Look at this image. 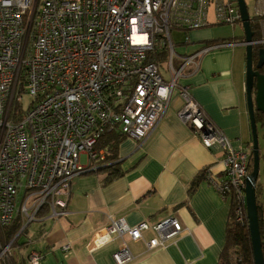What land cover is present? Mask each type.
Wrapping results in <instances>:
<instances>
[{"label": "built area", "instance_id": "1", "mask_svg": "<svg viewBox=\"0 0 264 264\" xmlns=\"http://www.w3.org/2000/svg\"><path fill=\"white\" fill-rule=\"evenodd\" d=\"M249 17L260 30L252 44L264 46V0H254ZM210 25L242 26L237 0H0V261L13 264L14 240L31 222L67 214L72 179L95 170L91 161L105 159L104 150L95 149L103 134L119 133L141 144L164 116L185 66L196 68L195 58L209 50L244 46L242 33L238 43H211L181 57L179 69L169 60L165 80L156 57L167 50L171 59L172 32L186 35ZM22 93L31 97L26 108ZM179 95V119L206 148L223 153L221 177L206 169L204 179L223 197L228 184L235 219L243 222L251 149L233 148L187 86ZM17 217L20 230L10 237L7 229ZM149 228L156 236L146 242L148 249L165 247L184 231L172 217L134 226L110 218L92 243L100 247L119 238L113 259L128 264L134 256L125 239L139 240ZM42 257L33 251L26 264H40Z\"/></svg>", "mask_w": 264, "mask_h": 264}, {"label": "crops", "instance_id": "2", "mask_svg": "<svg viewBox=\"0 0 264 264\" xmlns=\"http://www.w3.org/2000/svg\"><path fill=\"white\" fill-rule=\"evenodd\" d=\"M182 35L183 39L173 44L171 59L167 50L158 58L165 80L170 78L169 60L174 69H179L181 57L193 55L211 43L230 41L212 38L210 30L205 28ZM182 46H189L188 51L177 52L176 47ZM238 46L242 45L209 50L195 58L196 68L193 64L185 66L164 116L150 135L141 144L125 136L119 140L116 162L121 174L110 181H106L107 172L102 170L75 176L67 214L34 221L36 231L30 235L31 239L27 237L29 243L13 247L12 263L26 264L27 255L35 251L43 256L40 264H116L113 253L121 245L119 238L114 237L100 247L92 243L110 218H123L134 226L143 221L153 225L172 217L181 223L184 231L168 240L165 247L147 248L146 242L156 236L151 228L143 231L139 240L125 239L134 256L128 264H218L225 243L230 198L223 197L204 178L191 194L188 188L202 170L207 169L215 178L221 177L223 153L206 148L191 127L179 119L177 112L184 104L179 90L188 87L190 97L233 148L251 149L244 86L245 53L237 50ZM82 156L85 163L86 155ZM90 164H97L96 168L107 166L104 162ZM262 181L258 176L263 187ZM65 244L70 246L66 252L62 250ZM0 264L8 263L0 261Z\"/></svg>", "mask_w": 264, "mask_h": 264}, {"label": "trees", "instance_id": "3", "mask_svg": "<svg viewBox=\"0 0 264 264\" xmlns=\"http://www.w3.org/2000/svg\"><path fill=\"white\" fill-rule=\"evenodd\" d=\"M251 30L253 31V40L258 39L260 36V30L259 25L255 20L250 21ZM219 41V40H218ZM225 41V40H222ZM264 48V46L261 45H253V61L254 64H256L258 59V50L260 48ZM162 53L159 54L156 59L160 58ZM261 71L264 73V66L262 67ZM17 101H14L12 104L13 108H18ZM264 116V113L255 111V118L256 123H258L259 119H262ZM124 137L123 135L115 132H108L103 134L99 139L95 146L96 150H104L105 153V159L104 163L107 164V166H99L95 170H102L107 172L106 181H110L111 179L115 178L116 176L121 174V170L118 167L117 154L116 149L119 143V140ZM252 166V156H251V162L249 165V172L251 170ZM204 171L202 170L197 174L191 181L190 186L188 188V193L191 194L194 189L196 188L198 182L204 178ZM226 189L225 197L229 196L230 198V211H229V217L226 223V229H225V243L223 246V249L219 255L218 264H254L253 259V252H252V246L250 241V234L247 224V218H246V210L243 211L244 220L243 222H237L234 215V207L236 205L235 198L233 193L228 189V184H224ZM263 193V187L260 183H258V179L256 182V202L259 205L258 210V219H259V229H260V236L262 241V250L264 253V234L262 230V209H261V202H260V196ZM46 214V210L42 209L39 213L40 216H44ZM27 225L21 232L25 233ZM21 227V223L18 221H15L8 229L7 234L10 237H13ZM19 234V235H20ZM18 235V236H19ZM18 236L15 238L14 243H17ZM13 243V244H14ZM18 244V243H17ZM22 246L19 245V247ZM17 264V263H16ZM18 264H21V262H18Z\"/></svg>", "mask_w": 264, "mask_h": 264}, {"label": "water", "instance_id": "4", "mask_svg": "<svg viewBox=\"0 0 264 264\" xmlns=\"http://www.w3.org/2000/svg\"><path fill=\"white\" fill-rule=\"evenodd\" d=\"M242 20L245 40V68L244 86L245 100L251 133L252 166L246 178L245 185V210L250 241L253 252L254 264H264V253L259 229L258 210L256 202V182L259 176L260 153L258 145L257 123L255 111L264 113V73L259 69L264 65V48L258 50L256 64L253 61V31L251 30L250 17L244 0H237Z\"/></svg>", "mask_w": 264, "mask_h": 264}, {"label": "rangeland", "instance_id": "5", "mask_svg": "<svg viewBox=\"0 0 264 264\" xmlns=\"http://www.w3.org/2000/svg\"><path fill=\"white\" fill-rule=\"evenodd\" d=\"M248 9V13L252 15L253 13V9H254V0H244ZM30 10L28 11V15H30ZM212 19V11L210 10L209 12V20ZM205 29H209L211 32V36L214 39L217 38H224V39H229L230 41L233 42H240L242 40V26H237L234 29H232L230 26L227 25H214V26H208L205 27ZM182 33H180L179 31H173L171 34L172 37V41L173 43H176L180 40L183 39ZM29 47V46H28ZM188 47L189 46H182V47H176V51L179 53H184L188 51ZM237 50L244 52L245 53V47L244 46H238L236 47ZM23 94V93H22ZM31 97L28 95H24L23 94V107H27L28 103L30 102ZM258 128H257V132H258V145H259V153H260V162H259V180H263L262 184H263V188H264V116L262 117V119L258 120ZM85 157L82 156L81 157V161L84 162ZM23 195V191H20L18 194V200H21V197ZM260 202H261V209H262V230H263V234H264V189H263V193L260 196ZM16 215V214H15ZM16 221L19 222V218H16ZM36 222H31V224L27 227L25 233H22L18 236V241L17 243L13 244V246L15 247H19V244H22L24 242L27 241V237H31L30 235L34 234V232L36 231ZM31 239V238H30ZM29 243V242H26Z\"/></svg>", "mask_w": 264, "mask_h": 264}, {"label": "flooded vegetation", "instance_id": "6", "mask_svg": "<svg viewBox=\"0 0 264 264\" xmlns=\"http://www.w3.org/2000/svg\"><path fill=\"white\" fill-rule=\"evenodd\" d=\"M263 66H264V65H263ZM263 66H262V67H263ZM262 67L259 69V71H260L261 73H263V72L261 71Z\"/></svg>", "mask_w": 264, "mask_h": 264}]
</instances>
